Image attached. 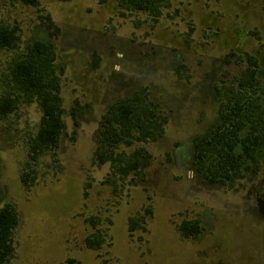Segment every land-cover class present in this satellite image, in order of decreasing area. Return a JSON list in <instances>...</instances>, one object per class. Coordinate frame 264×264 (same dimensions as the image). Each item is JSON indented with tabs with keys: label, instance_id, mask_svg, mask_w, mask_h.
<instances>
[{
	"label": "rangeland",
	"instance_id": "374dc122",
	"mask_svg": "<svg viewBox=\"0 0 264 264\" xmlns=\"http://www.w3.org/2000/svg\"><path fill=\"white\" fill-rule=\"evenodd\" d=\"M38 2L0 0V27L17 28L15 46L0 48V99L17 100L0 120V208L12 204L19 214L6 264H264V144L232 187L208 183L195 164L220 101L246 70L227 57L250 54L264 70V0H168L156 21L117 0ZM36 40L56 52L64 129L55 152L30 162L41 108L8 85L13 62ZM140 96L165 122L155 142L115 149L151 155L134 185L135 172L122 179L95 150L110 107ZM24 171L34 177L29 188ZM185 220L199 221L198 238L182 236Z\"/></svg>",
	"mask_w": 264,
	"mask_h": 264
},
{
	"label": "trees",
	"instance_id": "16d2710c",
	"mask_svg": "<svg viewBox=\"0 0 264 264\" xmlns=\"http://www.w3.org/2000/svg\"><path fill=\"white\" fill-rule=\"evenodd\" d=\"M30 6H38V0H19ZM168 0H117L121 10L142 12L154 21L162 15V9ZM123 14V13H122ZM49 28L54 25L49 16L45 17ZM44 22V21H43ZM17 28L0 27V48H13L16 42ZM55 28L52 36L57 35ZM245 63L243 75L234 81L228 95L220 101L219 123L199 141L203 145L195 156L196 171L210 184L233 186L237 180L246 177L257 162V152L264 144V70L257 58L250 54L231 53L226 61ZM56 52L52 44L36 40L26 48L10 68L9 88L15 89L27 97L28 102H38L42 116L38 131L29 148L30 162H37L39 155L55 152L60 145L64 129L63 107L60 77L56 71ZM17 100L9 93L0 99V120L6 119L17 106ZM152 103L145 96L112 105L100 122L95 157L100 164L112 162V172L122 179L135 172L134 185L145 179V169L149 167L151 155L143 148L136 149L131 155L116 154L121 144L128 146L134 142L149 143L157 140L164 119L151 116ZM248 128L244 136L241 132ZM117 163V164H116ZM30 167V163H27ZM138 179V180H137ZM21 182L29 188L34 177L24 171ZM144 221L143 218L140 219ZM131 228H138L135 219H130ZM19 225L16 207L6 204L0 208V264L13 259L16 248L14 235ZM179 231L185 238L196 239L202 233L199 221H183ZM91 247H99L100 241L92 242ZM62 264H77L67 259Z\"/></svg>",
	"mask_w": 264,
	"mask_h": 264
},
{
	"label": "flooded vegetation",
	"instance_id": "af4514ba",
	"mask_svg": "<svg viewBox=\"0 0 264 264\" xmlns=\"http://www.w3.org/2000/svg\"><path fill=\"white\" fill-rule=\"evenodd\" d=\"M219 117H220V114H219Z\"/></svg>",
	"mask_w": 264,
	"mask_h": 264
}]
</instances>
